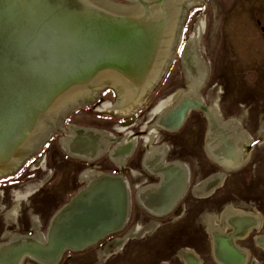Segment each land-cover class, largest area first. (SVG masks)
Wrapping results in <instances>:
<instances>
[{
	"label": "bare ground",
	"instance_id": "1",
	"mask_svg": "<svg viewBox=\"0 0 264 264\" xmlns=\"http://www.w3.org/2000/svg\"><path fill=\"white\" fill-rule=\"evenodd\" d=\"M80 1L88 9L51 12L33 0H0V38L6 39L4 51L14 56L5 62L3 76L11 90L0 95V179L37 154L51 135L64 130L72 113L93 104L103 89H111L116 101L102 104L99 112L128 118L146 107L148 95L173 60L186 13L194 5L192 0ZM201 33L199 23L182 52L188 89L157 113L146 136L152 140L154 130L177 131L190 112L201 111L208 123L207 155L226 170H239L248 158L243 152L249 145L246 133L236 121L223 120L214 107H204L199 96L208 72L197 50ZM26 52L36 65L22 56ZM128 139L127 144L124 139L116 142L106 132L69 125L58 143L71 158L92 162L108 153L122 166L135 145L132 135ZM113 142L116 145L109 149ZM166 150L147 151L143 167L159 183L136 193L141 208L159 218L176 208L188 183L187 167L182 170L180 163L166 162ZM81 178L85 186L52 216L45 235L36 230L31 236L14 235L0 242V264H21L24 257L37 264H59L62 251L83 252L122 232L130 203L125 178L94 170L83 172ZM235 222L242 227L240 234L233 227L237 234L233 230L229 243L258 225L255 216H237L230 226ZM257 244L264 246V236ZM239 253L242 256L221 258L220 263L245 264L246 256Z\"/></svg>",
	"mask_w": 264,
	"mask_h": 264
},
{
	"label": "rangeland",
	"instance_id": "2",
	"mask_svg": "<svg viewBox=\"0 0 264 264\" xmlns=\"http://www.w3.org/2000/svg\"><path fill=\"white\" fill-rule=\"evenodd\" d=\"M114 1L125 4L123 0ZM192 1L194 5L186 13L173 60L160 84L148 95L146 107L128 118L99 112L102 104L116 101L111 89H103L93 104L72 113L65 120L64 130L50 138L37 154L11 175L0 179V242L14 235L31 236L37 231L45 235L52 214L84 186L79 175L92 163L67 156L58 143L69 125H74L106 132L116 142L128 133L137 140L131 157L120 167L109 160L108 153L94 160L97 173L125 178L130 191V219L121 233L106 237L96 247L63 253L59 264H184L180 258L184 251L192 252L201 264H216L201 218L205 214H216L222 219L236 210L259 217L261 223L257 227L243 237L234 236L233 240L248 251L249 257L244 254L245 264H264V246L257 244L258 237L263 236L254 237L257 232L252 233L253 230L264 233V0ZM199 23L202 33L197 50L208 70L199 96L204 107H214L223 120L241 118V129L250 137L248 148L243 149L249 155L248 162L239 170L225 172L209 159L204 150L208 123L201 111L190 112L179 130L156 131L153 140L143 142L148 146L142 145L141 139L145 138L157 113L173 104L190 85L181 54ZM38 51L35 47L33 54ZM259 128H262L261 133H258ZM164 144L168 146L167 162L191 165L194 185L204 184L218 173H224V179L199 197L193 187L188 191L187 184L179 205L159 218L141 208L134 190L144 185L145 180L146 183L157 181L156 176L144 170L141 159L149 147ZM114 145L115 142L108 148ZM135 171L139 173L136 176ZM230 205L234 207L221 214ZM152 224L153 229L147 231ZM136 226L138 229L131 239L120 246L114 243L116 238L132 233ZM230 233L232 231L228 235ZM223 252L230 253L231 248L224 245ZM22 264L37 263L24 259Z\"/></svg>",
	"mask_w": 264,
	"mask_h": 264
},
{
	"label": "crops",
	"instance_id": "3",
	"mask_svg": "<svg viewBox=\"0 0 264 264\" xmlns=\"http://www.w3.org/2000/svg\"><path fill=\"white\" fill-rule=\"evenodd\" d=\"M233 121H236L239 125H240V127H241V124H240V122L238 121V120H236V119H233ZM262 129V128H261ZM264 130V129H263ZM245 132V131H244ZM246 133V132H245ZM246 136L248 137V139H249V142H250V137H249V135L246 133ZM248 157H249V155H248ZM247 162H248V158H247V160H246V163H245V165L247 164ZM244 165V166H245ZM243 166V167H244ZM120 176H123V175H120ZM222 179H223V177H220V179L218 178V177H214V178H211V179H209V180H207V182L205 183V184H203L202 186H199V187H197V188H195L193 191L195 192L194 194L195 195H197V196H203V195H205V194H207L208 192H210V190L213 188V187H215L216 185H218V184H220V182L222 181ZM127 183V182H126ZM85 186V185H84ZM205 188L206 189H209L207 192H205ZM129 189V188H128ZM71 201V200H70ZM70 201H68V202H70ZM67 202V203H68ZM67 203H65V204H67ZM233 206V205H232ZM231 206V207H232ZM234 207V206H233ZM129 208H130V205H129ZM129 211H130V209H129ZM237 216H255V219H256V217H257V215H250V214H246V213H242V212H240V211H238V210H236V211H233V212H229V215L228 216H224L222 219H220V217H218L216 214H208V215H206L205 214V216L204 217H202L201 218V222H202V224H203V226H204V228L208 231V234H209V237H210V241H211V249H212V258H213V260H214V262L217 264V261H216V259L218 260V262L220 263V259L221 258H225V260H230L231 258H233L234 256H237V257H240V256H242L239 252H243L244 254H246L248 257H249V254H248V251L247 250H243V249H241V247H239V246H237L236 244H235V242H234V240L231 242V243H229L228 242V238L230 237V236H232L233 235V232H232V234L230 233V235H228V234H225L224 232H225V230L228 228H238V233L240 234V231H239V229L241 230V224H239V225H236V224H231V226L232 227H230V221H232V219L234 220V219H237ZM257 219H258V223L260 224L261 222H260V219H259V217H257ZM221 220V221H220ZM222 222V223H220V225H218L217 223L218 222ZM236 223V222H235ZM155 225H156V223H155ZM154 224H152L151 226H149L147 229V231H150V230H152L153 229V227L155 226ZM217 226V227H210V226ZM138 229V227L136 226V227H134V229L132 230V233H127L126 235H124L122 238H116L115 240H114V243L116 244V245H118V246H120V244L122 245V243H124L125 241H127V239H131L132 238V236L133 235H135V232H136V230ZM234 230V229H233ZM232 231V230H231ZM230 231V232H231ZM235 231V230H234ZM235 233L237 234V232L235 231ZM131 237V238H130ZM227 241H226V240ZM234 239V238H233ZM224 240V241H223ZM124 241V242H123ZM118 242H121L120 244H118ZM225 242H228L229 244H227V246L228 245H230L231 246V248L234 250V251H236V252H230V253H226V252H223V246H224V244H223V246L221 245V243H225ZM219 245H220V247H219ZM218 255V256H215V255ZM215 257H216V259H215ZM182 261L185 263V264H191V262H193L194 260H196V258L195 257H193L192 256V254H186V253H184V255L182 256ZM197 262V261H196ZM199 262V261H198ZM198 264V263H197ZM221 264V263H220Z\"/></svg>",
	"mask_w": 264,
	"mask_h": 264
},
{
	"label": "water",
	"instance_id": "4",
	"mask_svg": "<svg viewBox=\"0 0 264 264\" xmlns=\"http://www.w3.org/2000/svg\"><path fill=\"white\" fill-rule=\"evenodd\" d=\"M33 1L40 3L38 8L44 9V10H48V11H51V12H58V11L66 10V9H88V6L84 2H82L80 0H33ZM123 1H125V0H123ZM5 13H9V11H5ZM11 40H13V39H9L8 42H10ZM18 41H22V39L21 40L18 39ZM6 47H7L6 39L5 38H0V95H4L6 93V91H10L11 90V88H9L5 84V80H4L5 78H3V76H6V72H5V68H4L5 65H6L5 62L7 61V59L9 61L10 58H14V56L9 54V53H6L4 51L3 48H6ZM24 49H27V45H25ZM22 56H26L29 60L31 59V61H33L34 64L36 65L35 59L32 58L31 56H29L27 54V52L24 53ZM181 63H182V54H181ZM50 138L52 139L53 135H51ZM89 163H92V164L89 166V168L83 169L81 171L79 177L81 176V174L83 172H85L87 170H95V168L97 166L94 164V160L92 162H89ZM217 167H220L221 169H223L219 165H217ZM224 171L226 172V170H224ZM227 171L229 172V170H227ZM80 179H81V181L83 183H85V180L83 178H80ZM65 251H62L61 254L58 256L59 260H60V258L62 257V255H63V253ZM26 258H28V257H26ZM26 258L24 257L22 262ZM22 262H21V264H22Z\"/></svg>",
	"mask_w": 264,
	"mask_h": 264
},
{
	"label": "flooded vegetation",
	"instance_id": "5",
	"mask_svg": "<svg viewBox=\"0 0 264 264\" xmlns=\"http://www.w3.org/2000/svg\"><path fill=\"white\" fill-rule=\"evenodd\" d=\"M242 117V116H241ZM234 118H236L237 120H239V122H240V124H241V118H238V117H234ZM229 120H233V118L232 119H229ZM186 121V120H185ZM207 122V121H206ZM185 123V122H184ZM183 123V124H184ZM183 124L181 125V127L183 126ZM180 127V128H181ZM179 128V129H180ZM178 129V130H179ZM207 129H208V125H207ZM156 131H160V130H154V134L156 135ZM161 131H164V130H161ZM166 133H173V132H168V131H165ZM207 132V131H206ZM155 135H154V137H155ZM131 135L128 133V134H126L125 136H124V143L125 144H127L128 142H129V137H130ZM148 140H150L147 136H145V138L142 140L141 139V141H142V145H143V147H146V146H148V144H147V142H145V144L143 143L144 141H148ZM152 140H153V138H152ZM136 142H137V140L135 139V145H134V148H133V150H132V153H133V151H134V149H135V146H136ZM205 144H206V142H205ZM115 145H116V143H115ZM114 145V146H115ZM164 147H166L167 148V150H166V153L164 154V160H165V157H166V155H167V153H168V146L166 145V144H164V145H162V146H160V147H149V149H147L145 152H144V155L142 156V159H141V162H142V166H143V158H144V156L146 155V153H147V151L148 150H150V149H153V148H156V149H162V148H164ZM110 149V148H109ZM204 150H205V152H206V149H205V147H204ZM132 153L130 154V156L128 157V159L131 157V155H132ZM206 154H207V152H206ZM209 157V156H208ZM109 158V157H108ZM209 159H210V157H209ZM109 160L115 165V166H118V167H120V165L118 164V163H115V162H113L110 158H109ZM211 160V159H210ZM166 161V160H165ZM213 161V160H212ZM167 162V161H166ZM173 162H178V163H180V167H181V169L183 170V167L185 166V167H187L188 166V169H189V176H188V191L193 187V190L195 189V188H197V187H199V186H202L203 184H200V182H197L195 185H194V183H193V181H192V179H193V174H192V170H191V165L189 164V163H183V162H181V161H173ZM173 162H168V163H173ZM125 163V162H124ZM124 163H122L123 165H124ZM213 163L214 164H216V165H219V166H221L224 170H226V168H224L222 165H220L219 163H217V162H215V161H213ZM139 165H141V163H140V159H139ZM144 168V167H143ZM144 170L147 172V170L144 168ZM227 171V170H226ZM229 171H233V170H229ZM135 172H137V171H135ZM148 173V172H147ZM139 173L137 172V174H135V176L136 175H138ZM149 174V173H148ZM111 175V174H110ZM149 175H151V176H155V175H152V174H149ZM113 176H120V175H113ZM157 177V176H156ZM211 176H209V178H210ZM214 177H218L219 179H220V177H223V179H224V174L223 173H218L217 175H215V176H213V177H211V178H214ZM210 178V179H211ZM223 179H222V181H223ZM209 180V179H208ZM221 181V182H222ZM207 182V181H206ZM220 182V183H221ZM145 183V184H144ZM159 183V178L157 177V181L156 182H148V183H146V180L145 181H143V183L142 184H144V185H142V186H140V187H138V188H136L135 190H134V192H135V198H136V192L140 189V188H142V187H146V186H148V185H151V184H158ZM205 184V183H204ZM186 189H187V185H186V187H185V190H184V195L182 196V198L185 196V191H186ZM209 189H207V191H208ZM206 192V191H205ZM74 196V195H73ZM72 196V197H73ZM197 196V195H196ZM71 197V198H72ZM129 197H130V191H129ZM199 197V196H198ZM71 198L69 199V201L71 200ZM181 198V199H182ZM136 202H137V199H136ZM180 202V201H179ZM179 202H178V205H179ZM138 203V202H137ZM66 204H64V205H62L58 210H60L61 208H63L64 206H65ZM129 205H130V203H129ZM177 205V206H178ZM176 206V207H177ZM243 209L244 208H246V206H244V207H242ZM130 209V208H129ZM228 209H232V207H231V205L230 206H227L225 209H224V211L221 213V214H224V212L226 211V210H228ZM58 210H56L53 214H52V216L58 211ZM246 212V211H245ZM247 212H249V211H247ZM251 213V212H250ZM221 214H219V215H221ZM51 216V217H52ZM129 216H130V211H129ZM128 216V218L130 219V217ZM51 217H50V219H51ZM157 217V216H156ZM49 219V220H50ZM39 222V221H38ZM49 222V221H48ZM222 223V222H221ZM48 224V223H47ZM236 225H239V224H241V226H242V223L241 222H236L235 223ZM38 225H40V224H38ZM210 227H217V226H210ZM230 227H232V226H230ZM205 229V228H204ZM263 229V228H262ZM232 230V232H233V228H227L226 230H225V234H229V232ZM205 231H206V233H207V235L209 236V234H208V231L205 229ZM253 232H257L255 235H254V237L255 236H264V233L263 234H261V230H259V231H256V230H253L252 231V233ZM252 233H251V235H250V237L252 236ZM3 234V233H2ZM34 234V233H33ZM209 239H210V237H209ZM211 242V241H210ZM222 244V243H221ZM264 251V250H263ZM184 253H186V254H192V252H190V251H184L181 255H180V258H182V256L184 255ZM196 258V257H195ZM213 259V258H212ZM182 260V259H181ZM197 261V263L198 264H201L200 262H198L199 260H196ZM183 262V261H182ZM184 263V262H183ZM185 264V263H184Z\"/></svg>",
	"mask_w": 264,
	"mask_h": 264
}]
</instances>
